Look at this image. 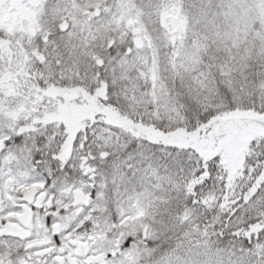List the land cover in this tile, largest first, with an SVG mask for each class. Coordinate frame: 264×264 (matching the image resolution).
<instances>
[{"label": "snow or ice", "instance_id": "6c2138e0", "mask_svg": "<svg viewBox=\"0 0 264 264\" xmlns=\"http://www.w3.org/2000/svg\"><path fill=\"white\" fill-rule=\"evenodd\" d=\"M0 264H264V0H0Z\"/></svg>", "mask_w": 264, "mask_h": 264}]
</instances>
